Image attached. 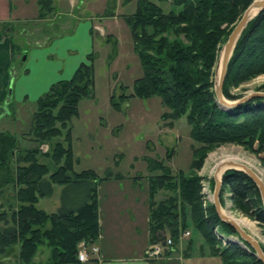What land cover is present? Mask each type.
I'll list each match as a JSON object with an SVG mask.
<instances>
[{
  "label": "trees",
  "instance_id": "obj_1",
  "mask_svg": "<svg viewBox=\"0 0 264 264\" xmlns=\"http://www.w3.org/2000/svg\"><path fill=\"white\" fill-rule=\"evenodd\" d=\"M52 1L39 0V4L53 10ZM159 1L171 8L166 10L153 0H137L136 10L124 16L143 74L135 79L133 93H113L110 98L113 107L121 111L132 97L158 96L169 109L163 118L186 117L191 128L193 172H175L163 159H149L150 242L166 244L168 237L174 242L160 259L152 260L180 264L167 259L179 252L182 235L193 226L223 264H264L255 249L221 219L204 191L206 177L194 172L202 169L208 152L221 144L238 143L255 152L264 151V97L226 109L214 89L220 50L254 0ZM18 50L14 42V53ZM87 58L71 78L55 82L37 99L31 128L25 135L33 143L31 147H22L16 134L0 131V257L19 245L16 264H34L44 245L51 249L47 264H81L80 243L94 245L101 234L99 184L123 177H100L92 168L75 169L79 159L73 149L70 121L79 114L83 98H95V52ZM262 73L264 9L248 23L236 44L224 96L239 98L230 92L231 87ZM43 145H48V150ZM56 185L61 187L60 206L50 213L39 201L52 197ZM226 192L231 193L235 209L264 226V201L246 172L228 169L220 191L222 205ZM235 235L239 241L230 238ZM185 255L189 256L188 252Z\"/></svg>",
  "mask_w": 264,
  "mask_h": 264
},
{
  "label": "rangeland",
  "instance_id": "obj_2",
  "mask_svg": "<svg viewBox=\"0 0 264 264\" xmlns=\"http://www.w3.org/2000/svg\"><path fill=\"white\" fill-rule=\"evenodd\" d=\"M153 1L166 10L171 8L167 2ZM51 4L54 6L53 10L41 8L39 0H0V19L5 20L7 16L13 18L14 22H9L2 28L12 35L19 48L24 47V57L29 51L36 49L39 54H43L55 43H61L60 51L71 48L76 55L81 53L86 44L84 27L90 23L88 29H91L90 34L94 40L91 52L96 54L95 98H83L79 104V114L70 121L73 149L79 159L75 169L81 171L92 168L100 177L117 174H121L126 180H135L137 177L140 184L137 188L125 186L122 189L124 193L132 191L135 193H131L134 197H144L146 176L151 173L148 170L151 157L163 159L175 172L179 169L186 170L188 174L193 172L191 164L194 141L190 136L191 128L186 117L176 120L163 118V114L169 109L163 106L158 96L149 99L132 97L123 104L121 111L115 109L110 100L113 93L116 96L123 92L133 93L135 79L143 74L130 27L124 18L136 10L137 0H53ZM77 25L78 31L72 33ZM221 51L222 48L220 54ZM220 54L214 71L215 82ZM26 60L25 58L24 61ZM38 64L43 65L42 62L33 63V67L37 69ZM35 71L40 74V70ZM230 92L240 96L235 100L224 96L231 102L250 93L264 92V73L231 87ZM9 109L11 118L0 119V130L19 136L22 147H31L33 143L25 135L31 128L36 103H13ZM255 146L257 147V143ZM42 148L46 151L48 145H43ZM228 156L239 157L242 161L239 163L250 167L264 182V151L255 152L249 145L238 143L218 145L208 152L202 169L199 172L194 171L206 177L204 191L207 199L213 203L216 171L221 165L232 161ZM211 180L213 183H210ZM124 185L129 184L124 182ZM60 189V186H55L54 195L45 198L48 200L45 207L52 208L53 201H59ZM224 200V213L235 220H247V226H240L260 243L264 251V226L235 209L230 192H226ZM190 230L191 228L187 231L191 232ZM190 235L191 233L187 237ZM230 238L239 241L237 235ZM41 248L44 252L50 249L45 245ZM11 249L17 251L18 245ZM14 250L12 256L9 254L13 258ZM44 252L43 258H46ZM186 252L189 256L185 255ZM167 260L180 264H223L219 256L211 254L209 246H197L193 249L192 256L190 250H179Z\"/></svg>",
  "mask_w": 264,
  "mask_h": 264
},
{
  "label": "crops",
  "instance_id": "obj_3",
  "mask_svg": "<svg viewBox=\"0 0 264 264\" xmlns=\"http://www.w3.org/2000/svg\"><path fill=\"white\" fill-rule=\"evenodd\" d=\"M14 19L17 21L16 18ZM9 22H14L11 16H7L5 20L0 19V111L2 112L0 119L2 117L11 118L12 114L9 109L11 104L23 105L27 101L35 104L52 84L72 77L78 66L82 62L88 61L87 57L92 51L94 42L90 34L91 29H88L90 23H87L84 27L86 44L85 49H81V53L78 52L76 55L71 48L60 51L61 43H55L51 44L43 54H39L38 49L29 51L26 56L27 60L24 61V47H20V51L14 53L13 43L15 41L12 35L2 28ZM77 27L78 25L72 33L77 30ZM41 62L42 66L38 64L37 69L33 67V63ZM35 70H40V74ZM124 182L129 185H124ZM138 182L120 178L110 179L99 184L101 234L95 245L100 250L91 260L80 261L81 264H156L147 257V252L152 246L149 230L150 193L148 181L144 197H134L131 195V193L135 194L132 191L124 193L122 190L125 186L132 189L137 188L140 185ZM47 202L48 200L42 198L39 201V206L50 213L55 212L60 206V196L58 202L53 201L52 208L44 206ZM190 228L191 235L180 240L178 249L180 251L190 250V256H192L193 249L197 246H207L208 248L209 245L193 226ZM13 250L10 249L7 255H3L0 264H16L15 259L11 257ZM18 250L19 245L17 251L14 250V256ZM43 252L40 247L34 264L49 262L51 249L44 252L46 258H43Z\"/></svg>",
  "mask_w": 264,
  "mask_h": 264
},
{
  "label": "water",
  "instance_id": "obj_4",
  "mask_svg": "<svg viewBox=\"0 0 264 264\" xmlns=\"http://www.w3.org/2000/svg\"><path fill=\"white\" fill-rule=\"evenodd\" d=\"M263 9H264V0H254L249 5V7L245 10L241 19L238 21V23L235 25L232 32L230 33L227 42L222 47V51H221L220 59H219L222 62V70H221L219 79H218V74L216 71L217 81L215 82V92L218 98V102L222 105V107L226 109H231L243 102L248 101L249 99L253 97H257V96L264 97V92H255V93H250L249 95H246L237 101L231 102V101L226 100L223 94V86H224V82H225L226 75H227L228 64L233 55L236 44L242 32L248 25V23L257 14H259ZM256 11L257 13L253 15V13ZM25 58L26 56L24 57V59ZM224 166H226V168H224V170L222 171L220 178L216 176V186H215V191H214V204H215L216 210L218 214L220 215L221 219L229 223L240 234L241 238L247 241L255 249V254L258 256L260 260L264 262V251L260 243L256 239H254L250 234H248L236 220H234L233 218L229 217L228 215L224 213L222 204L220 201V191L222 187L223 174L228 170V168L238 169V170H242L246 172L251 177V179L258 185L263 201H264V182L257 175V173L254 172L250 167L244 164H241V163L227 162L226 164L218 167L217 173Z\"/></svg>",
  "mask_w": 264,
  "mask_h": 264
},
{
  "label": "built area",
  "instance_id": "obj_5",
  "mask_svg": "<svg viewBox=\"0 0 264 264\" xmlns=\"http://www.w3.org/2000/svg\"><path fill=\"white\" fill-rule=\"evenodd\" d=\"M204 189H206L204 187ZM190 234L189 231H186L181 239L185 236H188ZM173 239L168 238L166 244L163 243H155L151 246V249L148 250L147 252V257L149 259H158L163 256V253L166 249H168L170 246L173 245ZM99 248L97 245H88L85 242L80 243L79 245V253H78V258L82 262H86L91 260L93 257H95L99 253Z\"/></svg>",
  "mask_w": 264,
  "mask_h": 264
},
{
  "label": "bare ground",
  "instance_id": "obj_6",
  "mask_svg": "<svg viewBox=\"0 0 264 264\" xmlns=\"http://www.w3.org/2000/svg\"><path fill=\"white\" fill-rule=\"evenodd\" d=\"M257 13V11L256 12H254L253 13V15H255ZM221 70H222V62L219 60V63H218V65H217V74H218V77L220 76V74H221ZM219 79V78H218ZM228 159H232V161H229V162H235V163H239V161L240 162H242L241 161V159H239V157H234V156H228L227 157ZM224 168H226V166H224V167H222V169L217 173V171H216V176L218 177V178H220V175H221V173H222V171L224 170ZM235 220V219H234ZM236 221L240 224V225H242V226H247L248 225V221L247 220H245V219H236Z\"/></svg>",
  "mask_w": 264,
  "mask_h": 264
}]
</instances>
